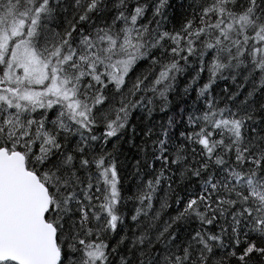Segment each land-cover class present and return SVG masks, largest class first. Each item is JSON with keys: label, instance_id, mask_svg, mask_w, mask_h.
<instances>
[{"label": "snow or ice", "instance_id": "snow-or-ice-1", "mask_svg": "<svg viewBox=\"0 0 264 264\" xmlns=\"http://www.w3.org/2000/svg\"><path fill=\"white\" fill-rule=\"evenodd\" d=\"M0 264H264V0H0Z\"/></svg>", "mask_w": 264, "mask_h": 264}]
</instances>
